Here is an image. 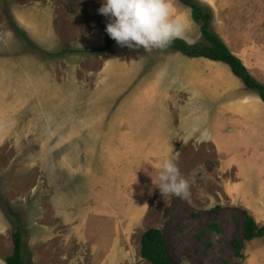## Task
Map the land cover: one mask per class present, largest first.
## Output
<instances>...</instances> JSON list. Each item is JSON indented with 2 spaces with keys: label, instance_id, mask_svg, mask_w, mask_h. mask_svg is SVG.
Wrapping results in <instances>:
<instances>
[{
  "label": "crops",
  "instance_id": "1",
  "mask_svg": "<svg viewBox=\"0 0 264 264\" xmlns=\"http://www.w3.org/2000/svg\"><path fill=\"white\" fill-rule=\"evenodd\" d=\"M6 1L28 44L43 51H67L62 52L60 62L47 63L30 55L28 46L16 55L13 30L0 36V126H5L4 132L0 129V141L13 136L24 141L19 147L14 144L18 148L12 150L13 155L0 143V173L11 176L8 184L0 186V264H8L5 257L13 252L12 215L29 225L24 241L30 264H77L82 259L79 246L89 247L91 264H125L126 240L135 225V211H140V198L129 204L124 197L79 198L74 179L84 177L89 185L100 187L105 186L100 181L106 178L103 174L118 171L119 185L125 179L135 190L141 173H159L166 158H174L181 171L184 157L195 152L214 160L219 175L222 165L226 171L235 170L238 158L252 162L258 157L264 163V102L228 64L171 49L147 52L117 43L107 52L88 51L105 44L103 28L109 18L98 12L103 0L81 2L70 19L64 11L58 14L52 0ZM172 3L174 14L189 25V40L192 31L199 41L200 30L190 7L180 0ZM92 63L99 67H90ZM15 66L21 68L19 75ZM249 71L264 83L263 75ZM66 89L71 93L72 117L49 118L46 110L51 107H32L44 108L45 113L32 121L37 129L31 136L30 96L26 106L22 93ZM16 90H23L17 121L13 119L19 109L14 101ZM13 124H20L22 133L11 128ZM46 146H53L52 153L46 152ZM47 155L53 157L51 195L43 193L37 177L33 183L27 178L36 167L29 164L31 156ZM12 157L21 162L15 170ZM143 158H148L150 170H142ZM98 172L101 177L88 176ZM263 195L257 191L252 197L263 199L260 204L264 206ZM61 243L76 249L60 256Z\"/></svg>",
  "mask_w": 264,
  "mask_h": 264
},
{
  "label": "rangeland",
  "instance_id": "2",
  "mask_svg": "<svg viewBox=\"0 0 264 264\" xmlns=\"http://www.w3.org/2000/svg\"><path fill=\"white\" fill-rule=\"evenodd\" d=\"M52 1L56 3L58 14L61 15V11H64L63 15L67 13L68 19L76 14L77 8L81 6V2H85V0ZM196 1L212 11L213 26L220 36H224L229 45L227 46L231 48L232 53H240L242 57L235 55L243 61L248 70H253L255 73L264 76V0ZM6 3V0H0V36L5 35L8 29L13 30L16 41H14L15 43L12 48H14L15 54H23L28 46L30 55L34 54L40 58H45L47 63H53V61L60 62L59 60L63 58L62 52L67 50L62 52H49L28 44L26 36L20 34L16 29L18 25H16V22L12 18ZM194 22L199 27L200 39L198 41L196 39L197 35H194L191 31V44L194 43L192 41L201 43L203 40L201 38L200 24L195 20ZM10 51L12 52V50ZM88 51L96 52L91 51V49ZM18 65H21L20 61H18ZM19 66L14 67L16 75L20 74L21 68ZM60 66L62 70L65 68L63 63ZM90 67L97 68L99 64L92 63ZM32 71L31 69V80L35 78ZM24 72L27 74L26 70ZM63 72L59 74V79L62 83L66 79ZM16 78L20 79L19 76ZM17 85L15 89L18 88ZM21 91L23 90H16L14 93V101L19 105V109H16L13 119L17 121L21 117L20 105L22 97L24 96V104L27 106L26 99L29 95L31 106L29 109L31 123H29V133L31 136L36 134L34 130L37 129V125L32 121L35 122V120H38L45 113L44 108L32 110V107H51L46 110L50 112V114L46 115L49 118L60 117L64 120L72 117L70 109L71 93L67 89L62 90V92H58V90L43 93H32V91L30 93L24 92L22 93L23 96L20 93ZM65 103L66 106H64ZM12 127L17 132L21 131L22 133L20 124H13L11 125ZM0 129L1 132H4L5 126H0ZM17 140L19 139L13 136V138L7 141L1 140L0 143H2V147L6 145L8 149L15 151L24 142ZM14 144L16 146L18 145V147ZM46 148L48 149L46 152L52 153L53 146H46ZM13 151L11 155H13ZM13 157L12 168L15 170L17 168L16 166L20 165L19 163L21 162L20 158L15 159ZM6 159H9V156ZM30 159V166L36 164V167L34 172L28 173L29 177L27 178H30V180L25 177L26 182L29 180V182L33 183L32 178L35 179L37 177L41 187H44L43 190L45 191L43 193L51 195L53 193V182H51L53 171L50 165L53 164V157L48 155L42 158L31 156ZM238 159L239 163H237L235 170L231 169L226 171V167L222 165L220 170L222 174L219 175L218 168L214 165V160L210 159L211 161H207L198 152L187 154L183 159V168L180 171L181 176L190 185V194L187 198L176 196L164 197L160 189L153 184V178L154 180H158L159 176V173L154 171L152 173H141L139 188L135 190L133 185L125 181V179L119 185L118 171L103 174L106 178H102L100 181L103 180L105 186L101 184H98L100 187L94 186L95 184L89 185L85 182L84 177L74 179V182H76L79 198L99 197L116 200L117 198L124 197L127 199V204L131 203L135 197L136 199L140 198V211H135V225L130 230L129 237L126 240L127 251L125 264H150L141 255V237L147 229L152 227L161 229L165 235L168 252L174 264H182L184 259H187L190 264H264V237L246 242L245 248L242 250L244 253L243 258L236 256L233 246V240L235 238L243 237V209H247L255 217L259 225H264V206L260 204L263 199L259 201L258 198L252 197L253 192L259 191L260 195L261 193L264 194V163L258 162V157L254 158L252 162L249 161L250 158ZM147 161L148 158L142 159L143 171L150 170ZM4 163L6 164V162ZM254 163L255 165H253ZM157 167L159 168L161 166L158 165ZM131 168L132 166H130L129 171ZM81 176L84 175L81 174ZM88 176L91 178L101 177L102 174L98 172L92 175L90 173ZM9 181H11L10 175L0 173V186L2 182L8 184ZM136 199L135 201H137ZM23 213L20 215L23 216ZM131 213L134 214V212ZM15 218L14 215L11 216L13 233L18 227H22V225L24 226L22 229L23 233H26V228L29 226L27 221L23 223L22 221H17ZM24 237L25 235H23ZM59 247L61 251L60 256L67 255V253L76 249L70 243H61ZM78 250V256L82 259H79L77 264H91L89 247L79 246Z\"/></svg>",
  "mask_w": 264,
  "mask_h": 264
},
{
  "label": "clouds",
  "instance_id": "3",
  "mask_svg": "<svg viewBox=\"0 0 264 264\" xmlns=\"http://www.w3.org/2000/svg\"><path fill=\"white\" fill-rule=\"evenodd\" d=\"M98 12L109 18L106 32L120 46L151 52L166 49L178 39L191 43L189 25L174 14L172 0H103ZM153 184L164 197L187 198L190 194V185L174 158L163 160ZM182 264L190 262L184 259Z\"/></svg>",
  "mask_w": 264,
  "mask_h": 264
},
{
  "label": "trees",
  "instance_id": "4",
  "mask_svg": "<svg viewBox=\"0 0 264 264\" xmlns=\"http://www.w3.org/2000/svg\"><path fill=\"white\" fill-rule=\"evenodd\" d=\"M192 9L193 19L200 24L202 33L201 43H187L185 40H175L168 48L184 53L189 57H205L215 61H221L229 65L232 72L239 77L247 88L256 91L264 102V83L257 80L247 69L243 61L232 53L230 48L216 32L213 26L212 11L196 0H180ZM20 34L25 35L16 26ZM105 44L101 47L91 49V51L107 52L116 41L109 37L104 27ZM71 51V50H70ZM244 233L242 238H235L233 246L235 254L243 258V249L248 241L264 237V225H259L255 217L247 209H243ZM19 220V219H18ZM23 228L18 227L13 233V252L5 257L8 264H30L25 255V241L23 238ZM141 255L150 264H174L168 252L167 239L161 229L149 228L141 237Z\"/></svg>",
  "mask_w": 264,
  "mask_h": 264
}]
</instances>
